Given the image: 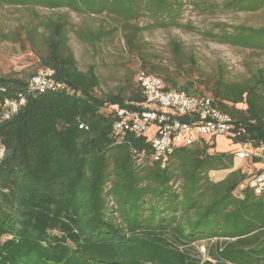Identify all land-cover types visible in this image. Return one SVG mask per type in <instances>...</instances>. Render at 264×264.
I'll return each mask as SVG.
<instances>
[{
  "label": "trees",
  "instance_id": "trees-1",
  "mask_svg": "<svg viewBox=\"0 0 264 264\" xmlns=\"http://www.w3.org/2000/svg\"><path fill=\"white\" fill-rule=\"evenodd\" d=\"M0 3L64 7L78 14L106 13L125 30L131 45L143 30L177 26L183 6L182 0ZM202 4L213 6L205 0ZM263 5L264 0L221 3L225 10L245 12ZM145 15L154 21L143 26L131 23ZM67 23L66 19H47L29 31V37L40 25L48 31L43 37L47 52L40 55L39 68H51L54 80L62 86L28 91L27 82L39 68L28 78L0 75V144L4 148L0 158V264H264V195L238 188L249 177L239 168L219 181L207 174L211 169L231 168L233 153L216 151L214 141L200 137L176 147L161 167L150 158L152 148L146 134H114L119 117L109 107L136 109L133 103L144 101L140 86L135 78L129 96L121 91L97 94L100 82L94 66L79 70L67 50ZM215 26L217 32H204L210 40L264 48V25L219 22ZM116 29L89 31V38L99 39ZM5 37L0 33L1 39ZM139 69L157 71L146 63ZM158 75L169 88L206 94L193 81L178 84ZM208 90L230 116L228 136L233 142L252 148L264 145V68L241 81L219 77ZM20 96L23 104L3 118L5 100ZM132 150L144 151V155L135 160ZM201 240L207 241L205 255L195 249Z\"/></svg>",
  "mask_w": 264,
  "mask_h": 264
},
{
  "label": "rangeland",
  "instance_id": "rangeland-1",
  "mask_svg": "<svg viewBox=\"0 0 264 264\" xmlns=\"http://www.w3.org/2000/svg\"><path fill=\"white\" fill-rule=\"evenodd\" d=\"M182 1L177 26L143 30L133 39V45L127 41L126 32L119 27L117 20L106 13L78 14L64 7L48 9L0 3V33L6 35L0 38V75L28 78L39 68V57L47 52L43 37L48 31L43 25L32 33V37H29V31L39 25V21L47 19L68 21L64 26L67 50L73 54L79 70L94 66L100 82L97 94L121 91L129 96L135 87V73L143 63L154 65L156 73L169 76L178 84L193 81L206 94L219 77L227 82H236L250 77L257 68H264V48L233 46L210 40L204 35L208 30L217 32L215 24L219 22L262 26L264 5L255 11L245 12L223 9V0H205L213 4L211 8L205 7L202 0ZM153 21L152 17L145 15L131 23L143 26ZM113 26L118 29L109 35L89 38V31L110 30ZM155 130V125L146 130L148 139L153 137ZM204 138L215 142L216 151L234 155L231 168L208 171L212 181L223 179L229 171L237 168L247 174L252 173L264 164L263 160L255 161L257 157L254 155L252 158H237L234 152L244 145L233 142L227 133L216 135L215 140L211 134ZM250 151L264 157V150L251 147ZM178 185L179 180H176L174 187L177 189ZM51 233L58 234L56 230ZM206 246L207 241L201 240L195 249L205 255Z\"/></svg>",
  "mask_w": 264,
  "mask_h": 264
},
{
  "label": "built area",
  "instance_id": "built-area-1",
  "mask_svg": "<svg viewBox=\"0 0 264 264\" xmlns=\"http://www.w3.org/2000/svg\"><path fill=\"white\" fill-rule=\"evenodd\" d=\"M54 71L48 67H40L28 80L27 88L30 92L55 89L61 85L53 78ZM140 86L144 101L134 102L136 109H126L111 105L119 119L113 125V133L118 135L130 132L135 135L145 134L146 130L155 125L156 130L148 139L152 148L151 160L164 167L178 146L189 145L196 139L207 134L216 136L229 133L231 128L230 116L223 112L209 94H192L184 90L169 88L161 76L145 69H138L135 75ZM24 102V97L17 100H5L6 109L2 115L8 118L10 113L17 111ZM188 120H183L182 117ZM248 145L236 152L237 158H249L256 154L264 161L258 152H251ZM258 150H264L261 145ZM133 158L143 156L144 151L132 150ZM4 155V148L0 144V158ZM139 156V157H140ZM250 188L257 195H264V164L239 185V189Z\"/></svg>",
  "mask_w": 264,
  "mask_h": 264
},
{
  "label": "crops",
  "instance_id": "crops-1",
  "mask_svg": "<svg viewBox=\"0 0 264 264\" xmlns=\"http://www.w3.org/2000/svg\"><path fill=\"white\" fill-rule=\"evenodd\" d=\"M247 147L249 148V147H250V145H248ZM238 150H239V149H238ZM249 158H252V156H251V157H249ZM262 160H263V159H261V158L259 159V161H262Z\"/></svg>",
  "mask_w": 264,
  "mask_h": 264
}]
</instances>
